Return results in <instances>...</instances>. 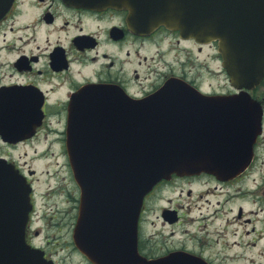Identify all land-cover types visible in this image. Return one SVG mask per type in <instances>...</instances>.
<instances>
[{
	"label": "flooded vegetation",
	"instance_id": "1",
	"mask_svg": "<svg viewBox=\"0 0 264 264\" xmlns=\"http://www.w3.org/2000/svg\"><path fill=\"white\" fill-rule=\"evenodd\" d=\"M0 41V158L12 162L32 185L33 210L26 227V241L35 247H39L37 243H41L46 227H58L50 225L48 219L68 218L67 224L72 226L79 211V189L65 162L47 163L40 170L21 163L20 145H28L25 149L31 150L27 153L30 162L52 154L63 158L66 107L74 93L87 85H112L130 97L142 98L171 77L185 79L206 91L204 75L211 74L210 55L200 61L205 46L197 45L194 40L182 39L163 27L139 35L130 30L122 10L84 7L67 0H13L0 19ZM255 96L264 110V89ZM9 129L12 137L4 139ZM53 142L58 144L57 152L52 149ZM263 145L264 117L263 133L255 144L252 165L245 175L258 169L254 165L263 153ZM240 178L219 182L209 175L175 176L159 183L143 202L139 220L140 253L153 257L171 250H186L207 264H228L227 260L242 258L246 243L255 244L250 238L244 240L243 235L254 233L255 227L240 232L238 239L235 229L230 240L227 232L232 228L226 222H217L230 197L243 192L242 186L235 188ZM250 180L256 178L251 175ZM171 184L170 187L178 189L179 196L186 197L192 196L195 185L212 184L222 192V198L208 211L198 210V215L190 216L194 224L181 237L178 232L173 237V233L183 222L185 208L178 202L171 205L169 200L161 207L160 216L164 225L161 227H172L171 232L160 230L147 236L143 226L150 199L158 189ZM259 197L264 203V191ZM165 209L175 211L172 223L164 220ZM260 210L264 212V207ZM44 253L49 257L46 249ZM55 264L59 261L55 260Z\"/></svg>",
	"mask_w": 264,
	"mask_h": 264
},
{
	"label": "water",
	"instance_id": "2",
	"mask_svg": "<svg viewBox=\"0 0 264 264\" xmlns=\"http://www.w3.org/2000/svg\"><path fill=\"white\" fill-rule=\"evenodd\" d=\"M9 3L0 0V16ZM88 3L127 9L133 30L164 25L198 42L217 40L222 66L236 88H253L264 77V0ZM186 86L169 81L156 95L140 102L124 99L108 88H96L81 99L83 105H73L70 110L67 152L75 180L86 189H100L102 197L119 210L130 211L131 248L139 204L157 181L172 173L202 171L218 178L233 176L248 164L252 144L260 133L262 111L247 92L203 96ZM16 188L21 227L26 192L21 183ZM75 239L81 245L79 235ZM23 245L22 229L19 234L0 232V264H27V259L36 258ZM173 259L176 257L168 261Z\"/></svg>",
	"mask_w": 264,
	"mask_h": 264
},
{
	"label": "rangeland",
	"instance_id": "3",
	"mask_svg": "<svg viewBox=\"0 0 264 264\" xmlns=\"http://www.w3.org/2000/svg\"><path fill=\"white\" fill-rule=\"evenodd\" d=\"M54 34V37H56L58 33L56 32ZM163 44L165 45L166 42H164ZM204 52H210L211 57H213V61H211L210 63L212 70H218L219 62L214 61V49L212 47L210 49L204 48L201 52L202 54L199 56L200 59H203V57L205 56ZM225 83L226 82L223 75H204L205 87H207V84H209L211 89H221L223 88V85ZM51 146L52 149L57 152L58 144L53 142ZM25 148H21L19 150V161L21 163L26 162V165L30 164L31 166H33V168L35 167L39 170L43 169L45 165H47V163H59L63 160L61 156L52 154L46 156L45 159L30 162L27 160L29 156L27 155V153H30L31 150ZM260 157L261 160L259 161V169L253 175L256 180H250L249 183L246 184L245 189L241 195H237L235 193L236 195L234 194V197H230L225 207L222 209V215L217 221L221 222L222 224L223 222H226L228 223V226L232 228L228 230V235L234 233V231H236L235 229H237L235 234V237L237 239L240 232H244L246 230L249 231L251 227H255L254 233L250 232L247 235H243L244 240L250 238L255 242V244L245 242L246 246L243 249V257L237 261L227 260L228 264H264V212L260 210L264 207V203L263 200L259 197L261 196L264 189V185H261V181L263 180L262 174H264V148L263 153L260 154ZM255 184H259V188L258 190L253 192ZM207 186L208 185H195L192 190V196L190 197H186L185 195L179 196L178 189H174V187H165L158 190V192L150 199L151 202L149 204L148 212L143 226L144 233L148 236V234L154 232L155 229L164 226L161 224V207L168 204V201L171 200V205H175V203L178 202L181 203L179 206L185 208V217L183 219V222L179 226V228L175 229L173 237H177V232L180 233L179 237L184 235L183 232L186 231V228L190 226L191 229L192 224H194L190 216L198 215V210L208 211V209H211L213 207V204L216 202V200H220L222 198V192L220 193L219 189L214 188L212 184L209 187ZM204 187H207V190L202 192ZM206 191L208 192L206 193ZM200 195L202 196L200 197ZM194 196L195 198H193ZM48 221L50 225L58 226L57 228L46 227L42 234L44 239L49 240L48 250H50L51 253L55 252L53 253V255H51L52 258L59 261V264H85L82 258L75 253L74 248L71 245V225L67 224L69 222V219L60 218L59 220H56L55 218H51L48 219ZM169 228V226L164 228L166 229L164 230L166 234L171 230H169ZM232 239L233 237L230 235V240Z\"/></svg>",
	"mask_w": 264,
	"mask_h": 264
}]
</instances>
